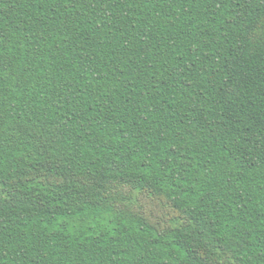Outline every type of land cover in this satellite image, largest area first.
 <instances>
[{
    "label": "trees",
    "instance_id": "16d2710c",
    "mask_svg": "<svg viewBox=\"0 0 264 264\" xmlns=\"http://www.w3.org/2000/svg\"><path fill=\"white\" fill-rule=\"evenodd\" d=\"M0 264H264V0H0Z\"/></svg>",
    "mask_w": 264,
    "mask_h": 264
}]
</instances>
